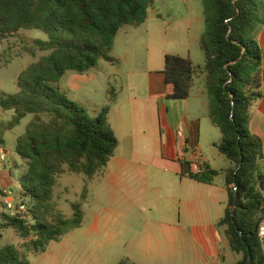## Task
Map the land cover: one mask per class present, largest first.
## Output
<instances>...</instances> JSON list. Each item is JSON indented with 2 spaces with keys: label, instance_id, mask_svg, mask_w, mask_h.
Listing matches in <instances>:
<instances>
[{
  "label": "trees",
  "instance_id": "1",
  "mask_svg": "<svg viewBox=\"0 0 264 264\" xmlns=\"http://www.w3.org/2000/svg\"><path fill=\"white\" fill-rule=\"evenodd\" d=\"M155 1L0 0V39L22 30L47 35L34 45L48 54L17 76L18 92L0 94V107L14 111L7 127L32 116L15 147L27 164L18 184L29 210L22 217L2 214V227L14 230L32 255L43 254L51 242L83 223L81 203H71L73 213L67 218L52 202L55 178L69 172L92 179L103 173L118 146L108 120L113 92L92 113L70 100L60 81L67 73L98 70L101 61L116 65L111 52L117 33L124 26L140 27ZM202 11L199 48L205 59L208 118L221 135L215 148L229 162L224 170L227 208L217 228H223L229 250L241 256L235 264H264L258 236L264 222V153L260 138L249 130L251 109L264 98V51L258 41L264 0H202ZM162 74L173 88L168 99L189 97L190 58L166 54ZM183 174L202 184H212L218 175L208 166L200 174ZM87 194L82 193V201ZM0 264L26 263L16 247L6 245L0 248ZM117 264L133 263L124 259Z\"/></svg>",
  "mask_w": 264,
  "mask_h": 264
},
{
  "label": "crops",
  "instance_id": "2",
  "mask_svg": "<svg viewBox=\"0 0 264 264\" xmlns=\"http://www.w3.org/2000/svg\"><path fill=\"white\" fill-rule=\"evenodd\" d=\"M148 14L142 25L148 21ZM155 16L159 14L155 12ZM201 34L173 43L176 52L171 54L190 58L194 68L187 99H168L173 88L165 83L163 67L135 73L131 66L118 91L109 84L114 100L110 102L108 120L118 146L98 180L106 189V200L113 212H118L120 221L132 227L133 243L155 245L153 253L140 258L145 264H222L226 255L219 243L224 245L223 250L229 248L224 233L217 228L227 208L224 170L229 162L215 148L221 138L219 130L208 125L211 122L203 71L205 59L197 52ZM258 41L264 51V24L259 27ZM118 62L120 66L124 64ZM89 72L67 73L60 81V89L67 96L71 92L80 95L82 85L95 77ZM77 103L88 108L83 102ZM89 110L99 111L93 107ZM13 116V110L0 107V196L4 190L10 191L6 182L12 176L13 162H21L16 146L13 150L2 148L5 137L24 120L27 127L32 119L26 115L9 128ZM249 130L260 138L264 153V98L251 109ZM193 148L203 156L204 166L217 171L212 184L198 183L183 174L194 173L189 165ZM98 224L96 219L90 230L96 231ZM50 244L43 255L50 257L48 264H60L63 249L51 252ZM139 252L143 253L142 247ZM128 259L133 264H143L135 258Z\"/></svg>",
  "mask_w": 264,
  "mask_h": 264
},
{
  "label": "rangeland",
  "instance_id": "3",
  "mask_svg": "<svg viewBox=\"0 0 264 264\" xmlns=\"http://www.w3.org/2000/svg\"><path fill=\"white\" fill-rule=\"evenodd\" d=\"M148 12L146 24L138 28L124 26L116 35L111 55L124 64L120 66L118 59L116 65L101 61L98 70L88 73L95 77L87 85H82L80 95L74 92L68 94L70 100L83 102L89 109L93 107L99 110L110 97L109 84L118 91L121 79H126L131 66L135 73L146 68H162L164 56L176 52L174 42L179 43L186 37L193 38L195 33L199 34L204 30L202 0H156ZM155 12L159 14L158 17ZM35 40L45 41L47 35L39 30H22L0 39V92H18L17 76L48 54L35 47ZM197 52L200 57H204L200 48ZM63 88L67 89L65 83ZM26 124L27 120H24L13 133L6 135L7 141L2 147L4 150H13V146H16L15 138L24 133ZM208 125L213 129L212 124ZM224 161L228 163L226 159ZM26 168L25 161L20 162L17 159L13 162L12 176L6 182L13 198H16L19 190L18 179L26 172ZM98 175L89 180L82 174L65 172L55 178L52 202L67 218L73 213L71 203H81L83 223L80 229L63 236L59 240L60 245L59 242H52L49 251L59 252L63 249L60 264H117L121 260H129V257L145 264L140 258L142 255H149L155 245L145 241L141 244L133 243L132 227L120 221L118 212H113L109 206L106 189L98 180ZM84 191H88L89 195L82 201L81 195ZM3 207V198L0 196V248L6 245L16 247L23 263L48 264L49 256L45 258L43 254L32 255L27 252L24 248L25 241L14 230L2 227V214L5 212ZM146 216L147 214L144 218ZM96 219L99 222L98 228L91 231L90 226ZM221 231L223 232V228ZM225 241L227 244V240ZM139 247L143 248L142 254ZM219 247L226 255L222 264H235L241 259L240 255L232 253L229 248L223 250L222 243H219Z\"/></svg>",
  "mask_w": 264,
  "mask_h": 264
},
{
  "label": "built area",
  "instance_id": "4",
  "mask_svg": "<svg viewBox=\"0 0 264 264\" xmlns=\"http://www.w3.org/2000/svg\"><path fill=\"white\" fill-rule=\"evenodd\" d=\"M190 168L194 170V173L200 174L204 168L203 156L196 151V149L191 150V159L189 162ZM11 191H3V209L4 211L11 216H24L28 213L29 210V201L26 198H23L20 193H17L16 198H13L10 195ZM258 236L262 244H264V222L260 223Z\"/></svg>",
  "mask_w": 264,
  "mask_h": 264
}]
</instances>
